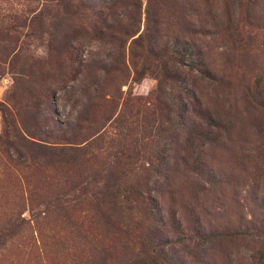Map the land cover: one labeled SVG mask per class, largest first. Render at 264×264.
Listing matches in <instances>:
<instances>
[{
  "label": "rangeland",
  "instance_id": "obj_1",
  "mask_svg": "<svg viewBox=\"0 0 264 264\" xmlns=\"http://www.w3.org/2000/svg\"><path fill=\"white\" fill-rule=\"evenodd\" d=\"M149 1L0 0V219L78 198L0 264H264V0ZM175 37L198 106L164 132L144 39ZM31 141L93 158L36 175Z\"/></svg>",
  "mask_w": 264,
  "mask_h": 264
},
{
  "label": "trees",
  "instance_id": "obj_2",
  "mask_svg": "<svg viewBox=\"0 0 264 264\" xmlns=\"http://www.w3.org/2000/svg\"><path fill=\"white\" fill-rule=\"evenodd\" d=\"M152 0L149 1L151 4ZM146 40L147 46L146 51L151 57L156 58L155 60L160 66V76L162 81L158 83L156 92L153 93L152 106L148 109L150 118L155 119L156 123L160 126L163 131L170 132L176 124L179 126L181 123L184 113L188 112V107L196 108L198 102L191 92V90L185 85L184 81L173 73L174 68L177 65H184L179 57L185 53L189 62L188 66H193V60L191 58L192 53L189 50V45L185 41H181L177 37L174 38L173 43L177 46V49L171 48L169 44H162L158 46L157 42L151 39ZM139 42V41H138ZM138 46V43H134ZM158 50V51H157ZM132 62L137 59L135 51H132ZM135 64L133 65V67ZM186 66V65H185ZM137 67V62H136ZM134 69H136L134 67ZM159 115L160 117H158ZM171 129V130H170ZM164 131V132H165ZM30 150L35 151L34 155L31 156V167L35 168L34 174L42 176L46 171L57 169L56 167H64L73 163L76 158L82 159L85 155L93 158L91 153H80L78 150L68 151L59 150L55 151L51 147H47L35 141L29 142ZM65 156H74L71 160H65ZM123 153L116 155L114 154V160L121 158ZM21 164V163H20ZM99 171L98 174L101 173ZM45 176V175H44ZM106 186L108 184H105ZM106 192H110L109 187L106 188ZM71 191L69 193L55 195L50 197L49 201H41L37 204H33L29 207V217L24 216V210H11L5 216L0 219V256L7 250L9 245H13L17 240L24 237L26 233L30 235V240L25 241V249L28 250L29 254H34L38 260L44 259V247L43 242L39 239H35L33 234V228L51 213H63L65 208L69 207L70 204L77 202L78 198ZM143 200L152 202L150 196ZM102 209H95L91 211L94 218H101L103 214ZM107 218V217H105Z\"/></svg>",
  "mask_w": 264,
  "mask_h": 264
}]
</instances>
